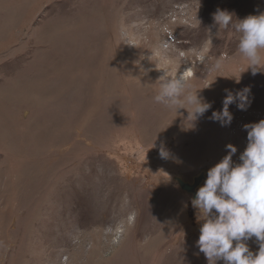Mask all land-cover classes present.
I'll list each match as a JSON object with an SVG mask.
<instances>
[{
    "label": "rangeland",
    "instance_id": "1",
    "mask_svg": "<svg viewBox=\"0 0 264 264\" xmlns=\"http://www.w3.org/2000/svg\"><path fill=\"white\" fill-rule=\"evenodd\" d=\"M217 8L235 24L264 0H0V264H208L176 178L207 176L228 144L238 163L264 119V60L253 75ZM186 68L211 104L195 121L154 100ZM246 88L230 125L211 119Z\"/></svg>",
    "mask_w": 264,
    "mask_h": 264
},
{
    "label": "clouds",
    "instance_id": "2",
    "mask_svg": "<svg viewBox=\"0 0 264 264\" xmlns=\"http://www.w3.org/2000/svg\"><path fill=\"white\" fill-rule=\"evenodd\" d=\"M213 21L221 28L230 25L238 32V51L249 61L248 69L256 75L264 57V12L248 15L233 24L232 16L227 10L217 8L212 14ZM219 31L215 33L219 37ZM211 33V31H210ZM211 33V39H212ZM166 47V45H165ZM222 67V58L217 59L211 70ZM186 68L181 74H169L159 78V93L154 97L158 103L170 108L187 110V117L194 121L203 116L211 104L193 91ZM239 82V80H236ZM250 89H243L233 96L225 90L222 111L213 112L211 119L222 126H228L233 120L228 106L236 97L241 99L238 107L246 110L249 106L247 95ZM189 106L191 110H189ZM247 145L239 156V162H233L236 146L228 144V154L207 172L203 186L199 187L191 200L196 209V219L200 225L199 239L196 241L208 264H264V119L245 124ZM160 155L168 158L170 153L161 145ZM253 237L259 244L258 254L250 251L247 241Z\"/></svg>",
    "mask_w": 264,
    "mask_h": 264
},
{
    "label": "water",
    "instance_id": "3",
    "mask_svg": "<svg viewBox=\"0 0 264 264\" xmlns=\"http://www.w3.org/2000/svg\"><path fill=\"white\" fill-rule=\"evenodd\" d=\"M206 178V174L201 173L200 175L195 177L193 183L185 182L182 178H176V181L178 182L183 191L187 192L194 198L198 188L203 185Z\"/></svg>",
    "mask_w": 264,
    "mask_h": 264
}]
</instances>
